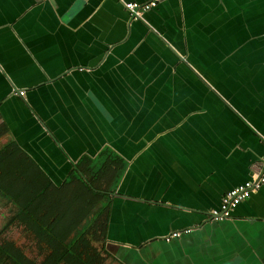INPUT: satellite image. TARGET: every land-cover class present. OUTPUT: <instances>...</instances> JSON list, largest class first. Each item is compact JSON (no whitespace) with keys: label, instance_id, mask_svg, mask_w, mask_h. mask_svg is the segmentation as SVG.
I'll list each match as a JSON object with an SVG mask.
<instances>
[{"label":"crops","instance_id":"crops-1","mask_svg":"<svg viewBox=\"0 0 264 264\" xmlns=\"http://www.w3.org/2000/svg\"><path fill=\"white\" fill-rule=\"evenodd\" d=\"M125 1L151 0H0V145L56 187L85 156L125 160L118 264H264V186L210 216L264 155V0H159L140 20Z\"/></svg>","mask_w":264,"mask_h":264},{"label":"trees","instance_id":"trees-1","mask_svg":"<svg viewBox=\"0 0 264 264\" xmlns=\"http://www.w3.org/2000/svg\"><path fill=\"white\" fill-rule=\"evenodd\" d=\"M125 169V160L106 149L95 159L83 157L69 181L56 187L17 143L0 145V199L16 208L0 236L13 226L23 227L42 257L41 261L31 258L15 241L3 239L0 264H105L115 260L105 247L109 196Z\"/></svg>","mask_w":264,"mask_h":264},{"label":"built area","instance_id":"built-area-1","mask_svg":"<svg viewBox=\"0 0 264 264\" xmlns=\"http://www.w3.org/2000/svg\"><path fill=\"white\" fill-rule=\"evenodd\" d=\"M159 0H151L147 3L124 2L125 8L130 12L132 20H140L142 16L157 7ZM24 95V91L20 92ZM261 164L257 171L253 173L252 179L227 192L221 201L218 209H213L210 212L212 220L222 222L229 219L232 213L247 201L254 193H257L264 186V155L260 160ZM190 230L185 232L175 231L166 237V242H171L173 239L179 238L183 233L188 234Z\"/></svg>","mask_w":264,"mask_h":264},{"label":"rangeland","instance_id":"rangeland-1","mask_svg":"<svg viewBox=\"0 0 264 264\" xmlns=\"http://www.w3.org/2000/svg\"><path fill=\"white\" fill-rule=\"evenodd\" d=\"M122 179L119 180L118 190H119L120 185L122 183ZM113 187H114L113 190H116L117 189V188L115 189V187H116V183L115 182L113 184ZM113 194H111L109 197H112ZM0 201H1V199H0ZM2 202H3V200H2ZM1 204L2 203H0V213H1L0 214V231L6 225L8 219H9V216L7 215L8 212L4 213V211H7V209H5ZM111 212H113V203H112V207H111ZM9 215H10V213H9ZM112 215H113V219H114L115 218V214L112 213ZM3 239L15 241L18 246H20L21 248H23L25 250L26 254L29 257H31V258H37V260H39V261L42 260V257L38 255V251L36 250L34 243L27 236V234L24 232V230H23L22 227H20V226H13L7 233H5L2 236H0V242H2ZM119 240H123L122 237H119ZM107 251L109 253H111L112 256L114 258H116V259L122 258L123 255H125V253L128 256L131 257V253L130 252H125L123 250L120 252L119 247H117L114 244H108L107 245ZM105 264H118V263L115 260H113V259H108Z\"/></svg>","mask_w":264,"mask_h":264},{"label":"flooded vegetation","instance_id":"flooded-vegetation-1","mask_svg":"<svg viewBox=\"0 0 264 264\" xmlns=\"http://www.w3.org/2000/svg\"><path fill=\"white\" fill-rule=\"evenodd\" d=\"M8 214V216L10 217V215H12V213H10V215H9V213H7Z\"/></svg>","mask_w":264,"mask_h":264}]
</instances>
